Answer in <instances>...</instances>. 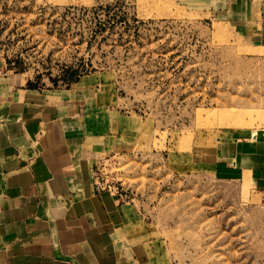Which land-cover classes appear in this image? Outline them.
I'll use <instances>...</instances> for the list:
<instances>
[{
    "label": "rangeland",
    "instance_id": "1",
    "mask_svg": "<svg viewBox=\"0 0 264 264\" xmlns=\"http://www.w3.org/2000/svg\"><path fill=\"white\" fill-rule=\"evenodd\" d=\"M208 6L0 0V60L40 88L101 85L123 122L98 190L136 211L165 264H264L263 194L216 157L264 130V45Z\"/></svg>",
    "mask_w": 264,
    "mask_h": 264
},
{
    "label": "crops",
    "instance_id": "2",
    "mask_svg": "<svg viewBox=\"0 0 264 264\" xmlns=\"http://www.w3.org/2000/svg\"><path fill=\"white\" fill-rule=\"evenodd\" d=\"M176 1L209 5L264 45V0ZM31 82L0 60V264H165L136 211L98 190L94 164L120 143L123 122L105 113L101 85ZM254 137L215 156L249 175L264 197V130Z\"/></svg>",
    "mask_w": 264,
    "mask_h": 264
},
{
    "label": "bare ground",
    "instance_id": "3",
    "mask_svg": "<svg viewBox=\"0 0 264 264\" xmlns=\"http://www.w3.org/2000/svg\"><path fill=\"white\" fill-rule=\"evenodd\" d=\"M164 5H165V4H164ZM170 6H171V5H170ZM164 7H165V6H164ZM162 8H163V7H162ZM163 9H164V8H163ZM166 9H168V8H166ZM170 9H171V8H170ZM164 11H165V10H164ZM164 11H162V12H164ZM169 11H170V10H169ZM173 11H174V10H173ZM173 11H172V12H173ZM176 12H177V11H176ZM173 13H174V12H173ZM173 13L170 14V16L173 15ZM163 14H164V13H163ZM166 14H168V13H166ZM174 14H175V13H174ZM175 15H176V14H175ZM200 113H202V112H200ZM200 113H199V114H200ZM199 114H198V115H199ZM233 114H237V116L234 117ZM206 115H207L208 117H211L213 114H212L211 112H206ZM242 115H243V113H241V112H240V113H239V112H238V113H236V112L234 113V112H233V113H231V115H229V118H231V119H235L236 121H238V123H241V121H242V123H243V122H245V117L242 116ZM200 116H201V115H200ZM200 118H202V117H200Z\"/></svg>",
    "mask_w": 264,
    "mask_h": 264
},
{
    "label": "built area",
    "instance_id": "4",
    "mask_svg": "<svg viewBox=\"0 0 264 264\" xmlns=\"http://www.w3.org/2000/svg\"><path fill=\"white\" fill-rule=\"evenodd\" d=\"M98 186V185H97Z\"/></svg>",
    "mask_w": 264,
    "mask_h": 264
}]
</instances>
